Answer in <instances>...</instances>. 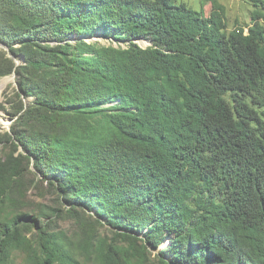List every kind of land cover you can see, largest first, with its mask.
<instances>
[{"label":"trees","instance_id":"1","mask_svg":"<svg viewBox=\"0 0 264 264\" xmlns=\"http://www.w3.org/2000/svg\"><path fill=\"white\" fill-rule=\"evenodd\" d=\"M246 1L247 32L178 0H0L23 60H0L21 147L0 172V264H149L165 239L157 264H264V0ZM21 159L98 226L75 243L57 210L4 213Z\"/></svg>","mask_w":264,"mask_h":264},{"label":"rangeland","instance_id":"2","mask_svg":"<svg viewBox=\"0 0 264 264\" xmlns=\"http://www.w3.org/2000/svg\"><path fill=\"white\" fill-rule=\"evenodd\" d=\"M183 1L187 5L194 9L202 10L205 15L213 9H219L223 13L224 20L227 25V30L234 28H243L247 32L248 25H250V12L253 7L246 0H178ZM102 42H106L102 40ZM9 49V48H8ZM4 47H0V60L10 57V51ZM13 59V58H12ZM19 60V58H17ZM15 62V60L13 59ZM12 74V73H11ZM11 74L0 76V84L4 80V77ZM15 82L8 80V82L0 88V172L7 175L8 172L14 171L12 169L13 159L18 155V151L21 147L17 148L10 141L7 140L6 132L10 129L12 120L6 114L5 110L1 106L7 107L9 105L8 99L11 96L12 88L15 86ZM18 174L10 178L8 184V196L9 200L5 203L4 213L14 214L20 212H26L34 214L44 221L52 220V226L55 230L61 231L67 237L78 242L81 238L80 234L84 228L89 226H98L93 221L95 216L90 217L92 212H82L80 209L75 210L73 215L70 214L68 208L61 204V196L51 185H48L45 181H41L35 175V169L27 159H21L17 166ZM57 215L52 218H47L48 215H52L56 212ZM100 234L111 235V232L105 227H98ZM168 239H165L164 243L157 249H153L149 246V264H157L156 253L160 247L167 244ZM11 262L7 264H26V258L22 251L14 249L11 254Z\"/></svg>","mask_w":264,"mask_h":264},{"label":"water","instance_id":"3","mask_svg":"<svg viewBox=\"0 0 264 264\" xmlns=\"http://www.w3.org/2000/svg\"><path fill=\"white\" fill-rule=\"evenodd\" d=\"M136 41H138L140 44L144 45V41H142L141 39H137ZM0 47H4L5 49H8V46L7 45H4L0 42ZM10 57H12L14 60H15V64L18 65L20 62H22V57L18 56V55H15L13 53H10L9 54ZM19 58V60L17 59ZM4 79H7V80H12L15 82V84L17 83L16 82V74L13 72L10 76H6L4 77Z\"/></svg>","mask_w":264,"mask_h":264},{"label":"bare ground","instance_id":"4","mask_svg":"<svg viewBox=\"0 0 264 264\" xmlns=\"http://www.w3.org/2000/svg\"><path fill=\"white\" fill-rule=\"evenodd\" d=\"M7 82H8V80H7V79H4V80L2 81V83L0 84V88H1L2 86H4Z\"/></svg>","mask_w":264,"mask_h":264}]
</instances>
